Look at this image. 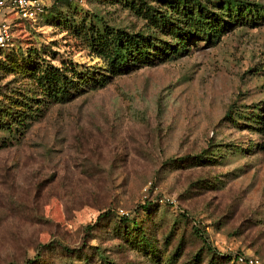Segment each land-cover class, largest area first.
Masks as SVG:
<instances>
[{
	"label": "rangeland",
	"instance_id": "obj_1",
	"mask_svg": "<svg viewBox=\"0 0 264 264\" xmlns=\"http://www.w3.org/2000/svg\"><path fill=\"white\" fill-rule=\"evenodd\" d=\"M199 1L221 29L181 22L189 45L170 55L173 25L147 14L166 0H44L52 13L14 27L0 55V264H234L224 251L264 264V0L237 17ZM109 29L151 35L149 58L113 66Z\"/></svg>",
	"mask_w": 264,
	"mask_h": 264
},
{
	"label": "trees",
	"instance_id": "obj_2",
	"mask_svg": "<svg viewBox=\"0 0 264 264\" xmlns=\"http://www.w3.org/2000/svg\"><path fill=\"white\" fill-rule=\"evenodd\" d=\"M192 1V2H190ZM192 4H190V3ZM165 4L167 6H170V11L163 12L161 9H157L155 12L151 11V13H147L151 16L152 22L154 24H157L158 22H170L173 25V32H176L178 37V45H175L174 47H163V52H167V54L170 55L172 52H179L181 49H187V40L189 38L188 33L185 35L181 31H176L180 29V23L181 22H188L192 25L191 20H194L193 22L197 23V26L195 29L202 30L199 33H206L207 29L213 34V32H218L221 29V22L218 20V18L214 17L216 14L213 11H210V14L207 9V5L203 4L199 0H166ZM248 3L244 0H223L222 2H218L217 5L220 6V9L223 8L227 15L230 17H237L239 14L244 13L246 15H249L252 10H256V8H253V6H248ZM186 11H181L180 9L186 8ZM195 6V7H193ZM193 7V8H191ZM193 9V11L189 10ZM44 16L46 17L48 14L52 13V7L45 5L43 11ZM145 12V11H144ZM149 12V11H147ZM40 14V13H39ZM187 14V17H184V15ZM42 17L38 15V19ZM154 18V20H153ZM31 21L30 19L23 18V17H15L9 22V29L10 32L13 31L14 27L21 22H28ZM199 23V24H198ZM178 28V29H177ZM214 33L213 35L217 34ZM194 33H198L197 30ZM210 37V34H209ZM148 38V40H152L153 38L151 35H145L144 33H138V34H126L123 31H114L113 29H109L107 33H103L100 37V41L104 43L105 47L108 48V52L112 57L110 58L112 60L113 66L119 65L121 66L122 61H124L129 55H133L132 57H136V55L141 56L142 58H149L147 53V47L145 45V40ZM14 44L13 36H10L7 43L3 46H0V55L1 53L7 49L9 46H12ZM169 52V53H168ZM47 76V75H45ZM52 82H54L53 90L59 91L61 94L65 92V86H67V81H70L72 79H65L64 75H55L53 78L51 77ZM56 82V83H55ZM53 84V83H52ZM203 156L202 154H197V160L201 159ZM110 213V211H105L104 214ZM101 216V215H100ZM120 220L123 222L129 221L128 217L126 215H120ZM202 234V233H201ZM204 239L208 241L207 237L204 236ZM209 242V241H208ZM146 244H149L147 241H145ZM144 243V244H145ZM205 246L208 249H211L210 243L205 242ZM213 252L212 254L216 253L214 250L211 249ZM218 253V252H217ZM216 253V254H217ZM223 254V258L229 259L231 262L239 263V264H246L244 262L238 261L237 254L239 252H221ZM212 262H214V257L212 256ZM13 264V263H11ZM106 264H114L111 261L109 263L106 262ZM263 264V263H261Z\"/></svg>",
	"mask_w": 264,
	"mask_h": 264
},
{
	"label": "built area",
	"instance_id": "obj_3",
	"mask_svg": "<svg viewBox=\"0 0 264 264\" xmlns=\"http://www.w3.org/2000/svg\"><path fill=\"white\" fill-rule=\"evenodd\" d=\"M44 7V0H0V46L5 45L11 35L9 22L5 20L7 14L15 12L17 17L35 20ZM237 258L246 264H261L256 254L239 252Z\"/></svg>",
	"mask_w": 264,
	"mask_h": 264
}]
</instances>
